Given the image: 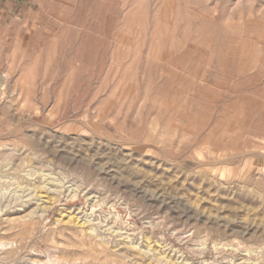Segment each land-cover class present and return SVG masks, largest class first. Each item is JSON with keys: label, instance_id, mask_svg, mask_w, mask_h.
I'll return each mask as SVG.
<instances>
[{"label": "rangeland", "instance_id": "374dc122", "mask_svg": "<svg viewBox=\"0 0 264 264\" xmlns=\"http://www.w3.org/2000/svg\"><path fill=\"white\" fill-rule=\"evenodd\" d=\"M0 264H264V0H0Z\"/></svg>", "mask_w": 264, "mask_h": 264}, {"label": "water", "instance_id": "95a60500", "mask_svg": "<svg viewBox=\"0 0 264 264\" xmlns=\"http://www.w3.org/2000/svg\"><path fill=\"white\" fill-rule=\"evenodd\" d=\"M92 213H94V210H92Z\"/></svg>", "mask_w": 264, "mask_h": 264}]
</instances>
